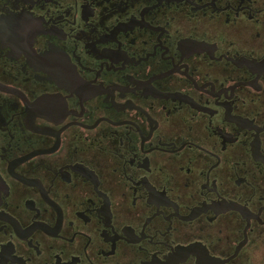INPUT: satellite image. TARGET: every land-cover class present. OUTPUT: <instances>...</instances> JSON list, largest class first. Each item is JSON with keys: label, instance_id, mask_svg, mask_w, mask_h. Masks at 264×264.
<instances>
[{"label": "flooded vegetation", "instance_id": "1", "mask_svg": "<svg viewBox=\"0 0 264 264\" xmlns=\"http://www.w3.org/2000/svg\"><path fill=\"white\" fill-rule=\"evenodd\" d=\"M0 264H264V0H0Z\"/></svg>", "mask_w": 264, "mask_h": 264}]
</instances>
